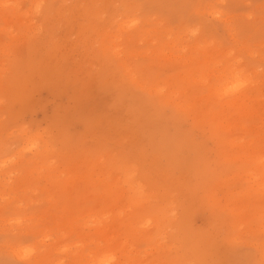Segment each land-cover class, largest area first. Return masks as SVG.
<instances>
[{
	"label": "rangeland",
	"instance_id": "obj_1",
	"mask_svg": "<svg viewBox=\"0 0 264 264\" xmlns=\"http://www.w3.org/2000/svg\"><path fill=\"white\" fill-rule=\"evenodd\" d=\"M0 264H264V0H0Z\"/></svg>",
	"mask_w": 264,
	"mask_h": 264
}]
</instances>
